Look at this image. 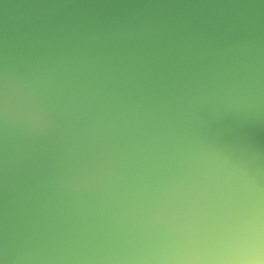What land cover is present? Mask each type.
I'll return each mask as SVG.
<instances>
[{
	"label": "water",
	"instance_id": "95a60500",
	"mask_svg": "<svg viewBox=\"0 0 264 264\" xmlns=\"http://www.w3.org/2000/svg\"><path fill=\"white\" fill-rule=\"evenodd\" d=\"M0 264H264V0H0Z\"/></svg>",
	"mask_w": 264,
	"mask_h": 264
}]
</instances>
